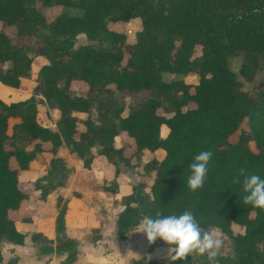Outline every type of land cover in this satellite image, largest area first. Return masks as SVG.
<instances>
[{
	"label": "trees",
	"instance_id": "1",
	"mask_svg": "<svg viewBox=\"0 0 264 264\" xmlns=\"http://www.w3.org/2000/svg\"><path fill=\"white\" fill-rule=\"evenodd\" d=\"M52 6L74 7L81 14L59 13L47 20L43 10ZM131 21L139 25L129 42L126 32L112 25ZM78 34L96 44L75 47ZM35 56L42 62L33 74ZM233 56L242 57L240 73L248 79L264 62V0H0V85L16 95L11 102L0 99V263L4 243H24L25 232L9 216L27 197L19 171L30 169L43 151L53 155L33 184L45 202L64 185L59 175L65 162L57 149L65 146L82 171L92 169L96 155L105 158L113 177L101 182L92 177L88 186L109 194H117L120 163L132 167L143 151L151 153L141 166L152 175L148 192L139 181L120 198L117 241L145 216L190 210L202 229H219L232 240L231 257L218 256V264H264V209L244 203L240 176L244 169L264 179V90L252 96L241 89L229 66ZM162 73H195L198 79L164 81ZM73 81L84 82L87 92H74ZM143 90L152 93L124 115L121 94ZM41 101L50 103L54 127L39 122ZM122 132L134 143L130 156L116 144ZM201 151L213 156L203 188L193 192L187 185L189 165ZM72 197L80 193L72 191ZM67 204L58 194L54 240L31 235L44 242L41 254L64 256L57 264H73L79 255L78 240L66 233ZM132 264L170 261L141 257ZM176 264L209 261L207 255L189 256Z\"/></svg>",
	"mask_w": 264,
	"mask_h": 264
},
{
	"label": "rangeland",
	"instance_id": "2",
	"mask_svg": "<svg viewBox=\"0 0 264 264\" xmlns=\"http://www.w3.org/2000/svg\"><path fill=\"white\" fill-rule=\"evenodd\" d=\"M44 15L47 20L53 19L55 16H57L59 13H67L69 15H80L81 10L74 8V7H66V6H52L48 8H44ZM138 23L136 21H131L127 24H113L112 27L114 29H119L121 31H125L127 34V40L129 42H132L134 40L135 32L138 28ZM10 34H12V31H9ZM14 41L16 42V38H14ZM19 41H22L20 39ZM25 41V40H24ZM29 43L30 40H27ZM27 43V42H26ZM31 44V43H30ZM85 44H96L95 42L89 41L83 34H78L75 39V47H79ZM198 48H197V54H198ZM41 60L34 57V63L32 64V73L35 74L37 71L39 65L41 64ZM242 63V57L241 56H233L229 59V66L230 69L235 73L237 80L241 84V89L248 94L252 96H257L258 92L260 90H264V62H260L258 69L252 74L251 78H246L244 75L240 73V66ZM162 79L164 81H170L173 79L183 80L186 83L193 84L197 81L198 76L195 73H188V74H177V75H171L168 73H162ZM71 88L76 92L77 94H85L87 92V85L82 81H73L71 83ZM10 90L6 87H3L0 85V99L5 100L6 102H11L14 100V97L16 96L13 93L9 92ZM21 92V91H20ZM10 93V94H9ZM24 94V91H22ZM152 92L149 90H143L138 92L136 95H132L129 93L121 94L122 100H123V106L124 111L123 114L125 115L128 110L136 104V101L140 98L148 97ZM26 94V92H25ZM119 94V93H118ZM192 106V105H191ZM159 113H163L162 109L158 110ZM92 116L97 120V113L95 110L92 109L91 111ZM169 115V114H166ZM38 120L41 124L46 126L54 127L55 125V117L54 113L51 110L50 103L47 101H41L38 105ZM79 129H83L82 124H78ZM238 132L232 134L230 136V141L234 142L237 140ZM116 144L118 146L124 147V154L125 156H130L134 152V143L130 137L127 136L126 133L122 132L117 138H116ZM42 147L45 148V150H48L50 147L49 143H42ZM27 148H32V145L27 146ZM151 153H143L141 158L138 161L133 160L134 165L132 167H126L122 163H120V169L121 173L117 177V180L119 182L120 188L117 191V194H109L104 192L101 195H97V197L94 199L92 195V192H86L80 197L83 203H90L93 204L97 211L96 214H99L102 218V226L100 228H91L89 227L88 230L83 227H76L74 229H77L78 234V248H79V262L77 264H132L135 259H139L141 257H146L149 259H155V260H168L167 258V252L168 247L158 245L157 242L153 245H149L146 235L144 233H138L136 231L137 227L131 231L125 240L123 241H117L115 238V220L117 217L118 212L122 209V205L120 203V198L122 195L126 194L128 191V186L137 183L139 181L146 183L145 192H148V186L152 183V175H146L143 173V170L141 168L142 162H145L151 158ZM43 160L41 161L39 167V172L41 173V169H43L41 174H45L46 168L48 166L47 161L48 157H42ZM45 158V159H44ZM72 164V163H71ZM11 165L12 167H15L14 160L11 159ZM37 165V164H36ZM62 167V166H61ZM35 166L33 167V170H35ZM64 171H61V174L59 175L60 178L63 180L64 185L63 187L66 189V187H69L70 181L68 180V176L71 173L70 171H75L73 168V164L71 165V169H67L63 166ZM75 174L74 179L71 181L72 185L71 187H79V185H88V182L91 183L93 174L90 171H82L80 170ZM105 179L111 176L108 169L105 171ZM40 173H36L37 177H40ZM104 173H101L100 176H103ZM19 180H20V186L26 192L27 197L23 200V204L30 205L31 213H36L35 210L38 209L36 204L40 205L41 199L39 197V191L34 189V181L37 179V177H32L31 179L26 176V172L19 171L18 173ZM78 183H81L78 185ZM87 183V184H86ZM90 185V184H89ZM92 187V183L90 185ZM65 189L63 190V193L65 192ZM59 189H57L58 191ZM74 190V189H73ZM98 191V190H96ZM95 191V192H96ZM61 191H58V193ZM75 192V191H74ZM51 193V194H50ZM49 194L51 196L52 192ZM56 195V194H55ZM72 195V192H71ZM68 195V196H71ZM50 198V197H49ZM50 199H47L45 203L47 204ZM68 200V199H67ZM86 201V202H85ZM82 203V206L85 204ZM35 207V208H34ZM98 215V216H99ZM12 217L14 219H17L20 217L19 211L13 212ZM233 229L236 231H242V229L238 226H233ZM208 231H215L218 232L220 235V238L222 240V247L220 250V253L218 256L223 257H231L232 249H233V242L232 240L222 233L219 229L216 228H209ZM44 244L43 241H30L29 246H33V249H30V251L34 252L36 255L39 254V245ZM12 247H7V245H2V252H4V255H8L11 252L10 250ZM193 260H199L201 255L197 253H193L192 255ZM52 259L49 257L45 261L46 264H48L49 260ZM55 260H57L55 258ZM11 261V260H10Z\"/></svg>",
	"mask_w": 264,
	"mask_h": 264
},
{
	"label": "crops",
	"instance_id": "3",
	"mask_svg": "<svg viewBox=\"0 0 264 264\" xmlns=\"http://www.w3.org/2000/svg\"><path fill=\"white\" fill-rule=\"evenodd\" d=\"M49 149V148H48ZM148 151H143V153H146ZM149 153V152H148ZM57 154L62 156L64 158L65 162V167L66 170L69 168L71 169V165L73 164V168L75 171H70L71 173L67 177L68 180L70 181L69 187L66 189L64 187H59V192L54 190L52 191V195L48 194V203L46 204L45 202L39 203L40 205L36 204L38 207L37 210H35L36 213H31V210L33 208L30 207V205H26L22 203L20 204L19 208L16 210H10L9 211V216L15 221V225L18 230L25 232V238H24V243L22 245H13L10 243H4L3 245H7V247H12L10 250L11 252L9 253V256L4 255L3 253V261L0 264H46L45 261L51 257L52 259L49 260L48 264H57L61 260H63L64 256L57 255L55 253H50V254H41L39 252L38 255H36L34 252L30 251V249H33V246H29V242L32 241L31 235L33 233L39 232L42 234V236L54 240L55 237V231H54V223H55V217L57 214V209L55 207V202H56V197L58 194L62 195L64 199H68V209L66 212V233L69 237H72L76 240H78V234H77V229H74L76 225L78 227H83L84 229L86 228L88 230L89 227L91 228H100L102 226V220L101 216L99 214H96V212H99L96 210L94 203H83L81 198L82 197H72L71 192L72 191H77L78 193L85 194L88 192H92L93 198L95 199L97 195H101L104 192L102 191H91L89 189L88 185H79L81 183H78L79 187H71L72 183L71 181L74 179L75 174L80 171V166L79 162L75 159V156L73 153L69 151V149L65 146H60L57 149ZM52 154L49 151H43L39 153L35 159V161L31 164L30 169L28 170H22V172H26V176L28 178L32 177H37L36 173L39 172V167L41 161L43 160L42 157H48V161L46 164H49L50 159L52 158ZM44 158V159H45ZM47 159V158H46ZM72 163V164H71ZM37 164V165H36ZM35 170H33V167ZM105 169L109 171L111 176L105 179V174L106 172ZM41 173L43 172L41 169ZM93 174V177L96 179V181L101 182V180H106L110 181L111 178L113 177V168L111 165L108 164V162L105 160L103 156L96 155L93 164H92V169L89 170ZM40 173V174H41ZM101 173H104L103 176H100ZM41 174L40 176H42ZM87 184V183H86ZM120 188V185L118 187V190ZM65 189V192L63 193V190ZM74 189V190H73ZM131 190V185L128 186V191L126 192L129 193ZM56 194V195H55ZM71 195V196H68ZM50 197V198H49ZM86 202V201H85ZM82 203L85 204L82 206ZM35 208V207H34ZM19 211L20 217L17 219H14L12 217V213ZM99 215V216H98ZM37 242V241H35ZM80 254V253H79ZM55 258L57 260H55ZM11 260V261H10ZM79 262V255L77 260L73 264H77Z\"/></svg>",
	"mask_w": 264,
	"mask_h": 264
},
{
	"label": "clouds",
	"instance_id": "4",
	"mask_svg": "<svg viewBox=\"0 0 264 264\" xmlns=\"http://www.w3.org/2000/svg\"><path fill=\"white\" fill-rule=\"evenodd\" d=\"M212 156L211 151H201L189 165L191 175L187 185L191 191L203 188ZM240 176L244 177L243 190L246 193L244 203L264 209V179L256 174L246 175L244 169L240 170ZM235 182H240L239 177ZM136 231L146 235L149 245L155 244L158 239L168 245L167 258L170 264L186 261L193 253L207 255L209 264H218L217 257L222 247L219 233L202 229L190 210H185L179 215L157 218L145 216Z\"/></svg>",
	"mask_w": 264,
	"mask_h": 264
}]
</instances>
